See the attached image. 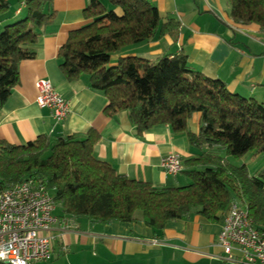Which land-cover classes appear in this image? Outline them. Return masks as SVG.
Segmentation results:
<instances>
[{"label": "trees", "instance_id": "1", "mask_svg": "<svg viewBox=\"0 0 264 264\" xmlns=\"http://www.w3.org/2000/svg\"><path fill=\"white\" fill-rule=\"evenodd\" d=\"M20 2L17 13L25 14L15 17L11 3L0 0V110L20 81V63L35 58L33 45L57 14L54 0ZM229 2L234 23H255L264 32V0ZM84 17L88 22L59 49L60 69L69 80L87 75L90 87L107 97V114L127 110L139 134L159 124L185 132L198 150L182 171L190 183L157 186L119 173L96 157L100 135L91 129L41 134L25 144L0 139V191L33 178L64 214L102 224L139 221L156 232L193 213L219 220L232 202L264 225V170L251 174L229 157L264 153V100L230 91L222 79L194 69L183 51L154 59L120 55L114 62L124 48L180 34L181 22L150 0H87ZM194 113H200L198 133L189 128Z\"/></svg>", "mask_w": 264, "mask_h": 264}, {"label": "crops", "instance_id": "2", "mask_svg": "<svg viewBox=\"0 0 264 264\" xmlns=\"http://www.w3.org/2000/svg\"><path fill=\"white\" fill-rule=\"evenodd\" d=\"M8 1L15 17L21 15L22 11L17 13L19 0ZM150 1L162 14L181 22L180 34L124 48L113 55L114 62L120 55L154 59L183 51L194 69L222 79L230 91L264 100V32L259 25L234 23L229 0ZM86 5L87 0H54L56 17L33 45L35 58L20 63V81L0 110V139L25 144L41 134L54 137L94 129L100 135L96 157L111 163L119 173L157 186H181L180 174L166 173L162 159L171 153L184 160L196 156L198 150L185 132L159 124L139 134L127 110L107 114V97L90 87L87 75L69 80L60 69L59 49L72 30L88 22ZM41 78L51 80L69 100L70 111L60 123L49 108L37 102L36 81ZM188 122L190 130L198 133L200 113ZM56 208L60 210L53 229L61 235L53 257L43 264H240L218 244L223 218L210 221L193 213L156 232L139 221L102 224L87 216L64 214L59 205Z\"/></svg>", "mask_w": 264, "mask_h": 264}, {"label": "built area", "instance_id": "3", "mask_svg": "<svg viewBox=\"0 0 264 264\" xmlns=\"http://www.w3.org/2000/svg\"><path fill=\"white\" fill-rule=\"evenodd\" d=\"M26 0L20 4L25 5ZM37 102L52 111L56 123L68 115L69 100L49 79L36 81ZM170 175L185 169L178 153L162 159ZM56 204L51 191L36 179L24 180L0 191V264H33L53 257L61 234L54 232ZM157 242V241H156ZM218 244L228 257L240 264H264V225L257 224L246 205L232 202L223 215ZM62 249L67 251L66 245Z\"/></svg>", "mask_w": 264, "mask_h": 264}, {"label": "rangeland", "instance_id": "4", "mask_svg": "<svg viewBox=\"0 0 264 264\" xmlns=\"http://www.w3.org/2000/svg\"><path fill=\"white\" fill-rule=\"evenodd\" d=\"M18 7L20 8V5ZM21 11H22V13L20 16H23L25 14V9H21ZM2 28H3V26H2ZM2 28H0V31L2 30ZM229 157L231 158V161L237 165L241 164V163H245L251 174H258L264 170V153L255 155L254 152L251 151L241 158H234L232 156H229ZM185 167H186V165H185ZM179 177L181 179H183L182 185H186V184L190 183V180L187 177L186 173L181 172ZM58 210H60V209L56 208V212ZM43 263H44V261L34 263V264H43Z\"/></svg>", "mask_w": 264, "mask_h": 264}]
</instances>
